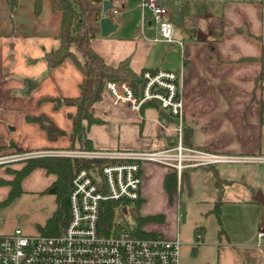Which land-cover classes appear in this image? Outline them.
<instances>
[{
    "label": "crops",
    "instance_id": "obj_1",
    "mask_svg": "<svg viewBox=\"0 0 264 264\" xmlns=\"http://www.w3.org/2000/svg\"><path fill=\"white\" fill-rule=\"evenodd\" d=\"M259 2L225 0L219 3L217 12L212 5L211 9L188 15L185 1L163 2L167 8L166 19L174 29V42L168 43L154 41L156 34L151 16L140 9V0H117L111 2L114 10L105 15L116 25V29L104 37L99 31L92 40V47L110 66L128 59L129 66L136 73L145 69L178 74V86L184 102V127L192 131L191 147L216 154L264 158V81H256L261 70L259 57L264 45L261 39L264 13ZM138 19L140 34L150 46L139 49V56L134 59L136 49H130L127 44L139 35L135 24ZM60 20V13L52 10L48 0H43L39 14H35L32 0H20L12 12L6 1L0 0V155L14 151L69 150L67 135L71 122L67 113H73L75 108L56 107L54 103L45 101L78 97V86L82 81L81 73L71 61L65 60L57 68L47 71L43 60L44 53L58 47L55 37ZM8 41L11 42L9 48ZM26 80L35 84L29 92ZM93 109L103 122L106 116L117 113L132 115L140 120L141 125L144 124L146 111H152L154 114H149L148 119L155 121L156 129L151 136V149L174 146L173 122L161 121L152 106L138 112L124 106L115 107L102 93L101 100L95 103ZM41 115L49 118L66 136L49 141L38 124L25 120L26 116ZM94 126L97 125H92L90 129ZM91 142L94 149L133 150L129 147L95 146ZM22 165L9 166L19 169ZM4 168H0V178L11 180L13 177L4 173ZM197 168L212 171L214 179L217 176L223 182L217 186L214 181L216 200L213 207L216 203L228 202L255 214L253 233L249 239L216 243V264H264V253L254 246L257 231L264 230V163L217 164L211 169ZM190 169L184 171L185 177H188ZM172 173L173 170L168 167L144 163L141 167L140 201L142 206L147 199L152 202L158 197L167 199V207L174 211L172 224L175 229L179 215L175 195L181 191L183 179L170 200L164 189V180ZM54 180V175L35 169L22 180L21 189L24 193H41ZM3 187H6L7 196L9 187ZM152 216H161L163 221L151 223L163 224L166 221L161 213L142 217ZM155 235L175 238L171 234L168 237ZM193 243L191 245L195 249L200 240L199 244Z\"/></svg>",
    "mask_w": 264,
    "mask_h": 264
},
{
    "label": "built area",
    "instance_id": "obj_2",
    "mask_svg": "<svg viewBox=\"0 0 264 264\" xmlns=\"http://www.w3.org/2000/svg\"><path fill=\"white\" fill-rule=\"evenodd\" d=\"M264 13V0L259 2ZM140 9L152 19L154 41L174 42V29L166 19L162 0H140ZM264 15V14H262ZM264 42V17L261 23ZM181 44V43H179ZM137 97L127 82L107 81L103 86L112 106L138 112L142 105L157 101L159 109L173 119L175 144L165 149H93L89 151L13 152L0 155V168L38 157H66L92 163L89 169L74 171L68 195L69 219L56 235L23 234L15 230L0 236V264H179L181 243L178 238L137 236L132 228L116 235L99 231L100 205L103 202L128 204L140 200L141 167L151 163L168 167L176 174L177 187L183 171L217 164L264 163V158L223 155L187 147L183 143L184 102L178 74L166 70H146ZM200 234L194 237L198 244ZM264 253V230L255 235V245Z\"/></svg>",
    "mask_w": 264,
    "mask_h": 264
},
{
    "label": "trees",
    "instance_id": "obj_3",
    "mask_svg": "<svg viewBox=\"0 0 264 264\" xmlns=\"http://www.w3.org/2000/svg\"><path fill=\"white\" fill-rule=\"evenodd\" d=\"M9 10L14 11L20 0H5ZM35 14H39L43 0H32ZM54 12L61 15L59 32L56 35L58 47L55 50L46 52L43 60L46 62L47 71L57 68L65 60L71 61L82 75L79 84V96L76 98L46 99L54 103L56 107H74L73 113H67L71 122V130L68 133L70 139L69 149L71 150H93V144L88 138V131L92 125H100L103 121L95 115L93 106L101 100L104 83L107 81L127 82L138 97L143 86L142 74L134 72L129 66L128 59L119 62L116 66L106 63L92 47V40L99 33V20L101 17L103 0H48ZM115 2L117 0H108ZM108 12V14H110ZM261 64L260 73L256 81H264V45H262L259 57ZM153 71V70H151ZM152 106L158 112L161 121L173 122V119L159 109L157 101L148 102L140 108V111ZM26 122L36 123L46 133L49 141H56L66 136L49 118L41 116H26ZM192 131L186 127L183 129V143L191 147ZM175 144V141L173 145ZM16 152V151H14ZM22 152V151H21ZM92 163L87 160L79 161L66 157H38L28 159L21 168L8 170L14 177L11 180H0L1 186H8L9 191L1 203H9L20 196L22 180L35 169H42L48 175H54L55 180L42 192L55 197V210L46 220L43 227L38 228V233L43 235H56L63 231L68 219V195L71 189V180L75 170L80 168L89 169ZM209 166L206 168H212ZM185 176L183 171L181 179ZM176 174H168L164 180V189L169 197L176 192ZM223 182L215 176V184L221 186ZM142 202L140 200L128 204L127 214L122 211L125 204L118 202H103L100 205L99 231L104 236H112L121 230L128 228L123 216L128 215L135 223V233L141 237H158L155 234L142 231L140 227L151 222H162L161 216L142 217L139 210ZM219 203H216V217L219 221ZM220 222V221H219Z\"/></svg>",
    "mask_w": 264,
    "mask_h": 264
},
{
    "label": "rangeland",
    "instance_id": "obj_4",
    "mask_svg": "<svg viewBox=\"0 0 264 264\" xmlns=\"http://www.w3.org/2000/svg\"><path fill=\"white\" fill-rule=\"evenodd\" d=\"M162 1L170 3V0ZM183 1L186 3V14L188 15L191 12L199 13L202 10L211 9L212 5L216 7L217 12L219 3L225 0ZM145 13L149 16L147 12ZM137 17H139V14ZM184 18L191 21L187 16H184ZM193 22L197 21L193 20ZM135 24L138 27L139 35L127 44L130 49H136L133 53L134 59L139 56V49H147L150 46L140 34V19ZM157 45L159 46V44ZM10 46L11 42L8 41L7 48ZM96 46L97 49H100L98 44ZM159 47L163 49L162 46ZM149 114L153 115L154 113L146 111L144 124L141 125L140 120L134 119L132 115L121 116V114L113 113L106 116L102 124L90 129L89 138L95 146L129 147L133 150L151 149V136L155 132L156 124L155 121L148 119ZM71 151L89 150L74 149ZM25 161L14 164H23ZM8 170L15 169L10 166L4 168V173L12 176ZM236 171H239V169H236ZM187 172L188 177H183L181 191L175 195V201L179 207L178 223L175 229L172 224L174 211L167 207V199H161L160 197L156 198L155 202L147 199V202L140 207L139 214L141 216L164 214L166 217L165 223H148L140 229L154 234H162L166 237L169 234L177 237L179 242L182 243L179 264H216V243L219 241L234 243L249 239L253 233L255 214L252 210L243 209L234 203H221L218 204L219 222L216 217V208L213 207L216 198L215 179L212 171L196 168ZM4 179L0 178V180ZM5 198L6 187L0 185V236L12 234L15 230H20L23 234L35 235L39 231L38 228L44 226L46 220L55 210V197L42 192H23L11 202L1 203ZM123 218L128 228L136 227L134 221L128 215H124ZM198 233H201L200 245H196L193 249L191 243L194 242V237Z\"/></svg>",
    "mask_w": 264,
    "mask_h": 264
},
{
    "label": "water",
    "instance_id": "obj_5",
    "mask_svg": "<svg viewBox=\"0 0 264 264\" xmlns=\"http://www.w3.org/2000/svg\"><path fill=\"white\" fill-rule=\"evenodd\" d=\"M114 10V5L108 1L103 0L102 1V9H101V17L99 20V31L101 36H107L111 32H113L116 29V25L112 23L110 18L108 16H105L107 12ZM27 83V91H31L32 88L35 86L34 83H32L29 80H26Z\"/></svg>",
    "mask_w": 264,
    "mask_h": 264
}]
</instances>
